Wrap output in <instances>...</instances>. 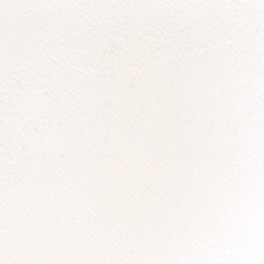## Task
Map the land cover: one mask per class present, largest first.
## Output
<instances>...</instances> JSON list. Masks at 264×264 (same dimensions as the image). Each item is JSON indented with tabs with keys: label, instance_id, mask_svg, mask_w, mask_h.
<instances>
[{
	"label": "snow or ice",
	"instance_id": "obj_1",
	"mask_svg": "<svg viewBox=\"0 0 264 264\" xmlns=\"http://www.w3.org/2000/svg\"><path fill=\"white\" fill-rule=\"evenodd\" d=\"M0 264H264V0H0Z\"/></svg>",
	"mask_w": 264,
	"mask_h": 264
}]
</instances>
